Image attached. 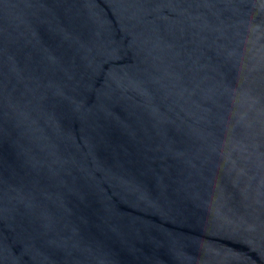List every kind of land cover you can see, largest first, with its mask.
<instances>
[{"label":"water","instance_id":"obj_1","mask_svg":"<svg viewBox=\"0 0 264 264\" xmlns=\"http://www.w3.org/2000/svg\"><path fill=\"white\" fill-rule=\"evenodd\" d=\"M0 264H264V0H0Z\"/></svg>","mask_w":264,"mask_h":264}]
</instances>
